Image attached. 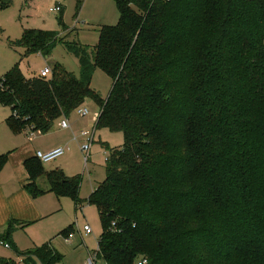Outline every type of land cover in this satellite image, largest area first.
I'll return each instance as SVG.
<instances>
[{
    "label": "trees",
    "instance_id": "1",
    "mask_svg": "<svg viewBox=\"0 0 264 264\" xmlns=\"http://www.w3.org/2000/svg\"><path fill=\"white\" fill-rule=\"evenodd\" d=\"M113 1L118 21L99 27L93 48L54 30L7 39L45 58L62 44L80 69L55 63L43 78L11 66L0 77L11 132L46 134L91 99L95 129L123 134L88 198H79V176L45 170L36 156L24 160V189L96 206L104 264H264V0ZM9 4L0 0V10ZM59 24L68 29L62 16ZM96 68L112 80L105 100L91 88ZM6 224L0 241L23 264L61 263L51 242L19 251L11 234L25 223Z\"/></svg>",
    "mask_w": 264,
    "mask_h": 264
},
{
    "label": "rangeland",
    "instance_id": "2",
    "mask_svg": "<svg viewBox=\"0 0 264 264\" xmlns=\"http://www.w3.org/2000/svg\"><path fill=\"white\" fill-rule=\"evenodd\" d=\"M23 2V0H10L9 6L0 10V76L5 73L3 63L5 66L9 65L8 68H5L6 71L12 63H18L20 70L26 77L38 75L41 69L47 65L52 70L55 63L68 72L79 76L78 60L62 44H57L50 55L45 58L39 52L25 55V50L22 48L12 52L7 47L5 40L8 38L16 40L24 30L31 29L54 30L62 33L63 29L59 24V19L62 16L63 23L75 29L72 33L69 30H63L67 34L66 39L93 48L99 41V27L108 24L115 25L119 17L118 9L113 0H85L79 9L76 8L75 0H29V7H23ZM56 2L60 5L63 4L65 8L61 14L49 12L48 8L54 7ZM51 75L52 72L48 77ZM90 84L91 88L104 100L112 88L110 76L100 68L94 70ZM83 107L88 110V115L79 117L75 113H71V116L67 119L71 123V130L59 128L61 132L51 131L50 134L46 135L26 136L31 146L36 144L42 148L50 147V144L56 138H62L65 141L66 151L64 155L51 160V162L43 163V167L45 170L59 168L65 176L69 177L79 176L81 178L80 199L88 198L92 193L93 186L105 179L104 166L109 155V149L123 145L122 132L110 131L104 127L98 128L94 133L93 142L90 144L89 161H85L86 153H82L81 149L87 138H81V143H78L73 140V134L78 137L81 132L91 135L94 131L95 120L100 107L91 99H87ZM54 128L56 129V127ZM41 151L45 152L43 149ZM7 153L9 156V152ZM13 162L16 166L13 175L17 171L19 176L26 173L23 161L20 166L14 160ZM8 186H11L10 182ZM23 191L26 192L24 188ZM81 206L82 208L77 209L74 205V199L68 195L59 200L53 198V202L47 206L46 211L48 213L43 218L30 222L31 224L28 226L15 229L12 232L11 239L13 243L19 251L23 252L24 250L36 248L43 243L51 242L52 246L63 256L60 264H84L88 257V251L97 249V241L102 231V225L96 206L89 204L87 201H84ZM85 223L90 225L92 232L90 235L84 236L82 242L77 228L82 230ZM68 226L72 227L70 233H73L74 238L66 242V236L59 235V233ZM0 259H11L18 263L19 256L9 245L6 249L0 244ZM37 264H41V262L38 260Z\"/></svg>",
    "mask_w": 264,
    "mask_h": 264
},
{
    "label": "crops",
    "instance_id": "3",
    "mask_svg": "<svg viewBox=\"0 0 264 264\" xmlns=\"http://www.w3.org/2000/svg\"><path fill=\"white\" fill-rule=\"evenodd\" d=\"M23 1H24L23 7H29V3H30L29 0H23ZM84 2H85V0H84ZM56 5H59L60 8L62 9V12H64L65 8H64L63 4L60 5V4H58V2H56L55 6ZM50 8H48L50 13H56L54 11H50ZM56 14H59V13H56ZM66 30H69V32H70L71 30H75V29L68 26V29H66ZM62 33H64L63 30H62ZM62 33H59V34L62 35ZM71 33H72V31H71ZM6 40H5L6 45L9 48L8 40L7 41ZM9 50L12 52L14 51L10 48H9ZM14 64L15 63H12L10 65V67L13 66ZM2 66L4 68L3 71L6 72L5 68H8L9 65L5 66V64L3 63ZM48 66L49 65H47V67ZM2 76H0V77H2ZM84 104H83V106H84ZM73 113H75V112H73ZM9 114H10L9 108L7 106L0 104V155L4 154L5 152H9L8 160L6 162L7 164L4 166V168L0 172V228H1L0 232L5 229V227L7 225L6 223L10 219L17 220L19 223H23V224L25 223L24 226H22V227H26L29 224H31L30 222H35V221L43 218L44 215L48 213V211H46L48 208L47 206H49V204L53 202V198H57L58 200L60 198H62V197L58 198L53 192L44 194L45 196L44 195H41L40 197L38 196V198H32L27 192L24 193L23 188H24L25 184H27L29 177L27 175L25 167H24V170L26 173H22L21 176H19L18 171H17L13 175V171L16 168L13 160L15 162H17L18 166H20V164H23L25 159L35 157V155H34L35 150L41 151V149H43V150H45V152L46 151L49 152V151H51V149H54L56 147H62L64 149V153L66 151V143H65V141L62 140V138H56L50 144V147L42 148L41 146L36 145V144H35V146H31L29 144V142L27 141V137L29 136V134L27 132L22 131L19 134H14L13 132H11V130L9 129V127L6 124V119L8 118L7 116H9ZM87 115H88V113H87ZM70 116H71V114H70ZM69 117H67V119ZM60 121L61 120H57L55 122L54 126L50 129V132L51 131L61 132L60 129H62V130H65V129L71 130L72 129L70 122H68L69 126L67 128H65V129L61 128L59 125ZM95 124H96V120H95ZM54 127H56V129ZM96 129L94 127V133H95ZM50 132H48L46 134H50ZM94 133H93V138H94ZM46 134L36 133L35 135L37 136V135H46ZM81 138L84 139V136L80 135L78 137L75 134H73V140L74 141L81 143L80 142ZM92 142H93V140H92ZM82 153H84V152L82 151ZM88 158H87V161H89ZM12 177H14V178H12ZM9 182L11 183V186H8ZM37 182L42 183L43 180L42 179L37 180ZM94 187L95 186H93V188ZM91 191H93V190H91ZM41 197H45V198H41ZM22 227L17 226L16 230L21 229ZM18 263L23 264L21 262V257H19ZM58 264H60V263H58Z\"/></svg>",
    "mask_w": 264,
    "mask_h": 264
},
{
    "label": "built area",
    "instance_id": "4",
    "mask_svg": "<svg viewBox=\"0 0 264 264\" xmlns=\"http://www.w3.org/2000/svg\"><path fill=\"white\" fill-rule=\"evenodd\" d=\"M50 11H54L56 13L60 12L61 11V8L59 5H56L54 7H51L50 8ZM52 70L50 69V67L46 66L44 68L41 69V71L39 72L38 76L39 77H43V78H47L49 74H51ZM75 113L78 115V116H85L87 115L88 111L85 107L81 106L79 109H77L75 111ZM60 127L65 129L67 128L69 125H68V121H67V118H63L61 121H60ZM94 133V131H93ZM93 133L91 135H88V133L86 132H81V135H83L84 137L87 138L86 140V143L83 144L82 146V151L85 154V157H84V160L87 161V158H88V153H89V150H90V147H91V142L93 140ZM31 136V135H29ZM64 154V149L62 147H56L54 149H51V151L49 152H42L40 150L36 151L35 152V156L40 160L42 161L43 163H48V162H51V160L55 159V158H58L60 156H62ZM77 231H78V234L79 236L81 237V241L83 242V238L84 236H88L91 234L92 230H91V227L88 223H85L82 227V230H80L79 228H77ZM71 238H74L73 237V233H69L68 236L66 237V242L70 241ZM0 244H2L5 248L8 247V243H2L0 242ZM84 264H104V263H101L100 259L98 258V255H97V251L96 250H92V251H88V257H87V260L85 261ZM137 264H145V260H142L140 262H138Z\"/></svg>",
    "mask_w": 264,
    "mask_h": 264
}]
</instances>
